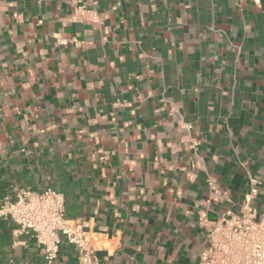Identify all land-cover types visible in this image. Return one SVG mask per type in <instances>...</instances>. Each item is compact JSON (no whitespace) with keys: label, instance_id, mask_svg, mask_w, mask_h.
Wrapping results in <instances>:
<instances>
[{"label":"crops","instance_id":"0c3cea01","mask_svg":"<svg viewBox=\"0 0 264 264\" xmlns=\"http://www.w3.org/2000/svg\"><path fill=\"white\" fill-rule=\"evenodd\" d=\"M251 177L264 208V0H0V202L54 188L102 261L198 264ZM0 264H42L11 220Z\"/></svg>","mask_w":264,"mask_h":264},{"label":"built area","instance_id":"2783aa9c","mask_svg":"<svg viewBox=\"0 0 264 264\" xmlns=\"http://www.w3.org/2000/svg\"><path fill=\"white\" fill-rule=\"evenodd\" d=\"M254 2L260 4V0ZM92 4V9L78 7L73 19L101 24L97 2ZM193 145H197L195 140ZM249 182L250 191L239 212H229L215 220L206 216L200 219L207 245L198 264H264V208L254 205L262 183L252 177ZM208 185L214 186V181L209 179ZM214 194L219 192L216 190ZM0 219L11 220L20 234L34 240L42 264H57L64 242L75 248L79 264H109L97 255L95 244L99 236L86 232L81 221L67 217L65 197L54 188L43 192L21 189L14 196L4 197L0 202Z\"/></svg>","mask_w":264,"mask_h":264}]
</instances>
